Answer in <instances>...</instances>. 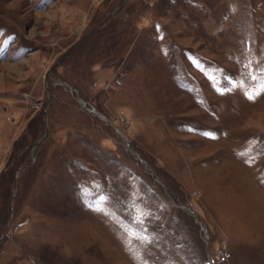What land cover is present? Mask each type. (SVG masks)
I'll list each match as a JSON object with an SVG mask.
<instances>
[{
    "label": "rangeland",
    "instance_id": "obj_1",
    "mask_svg": "<svg viewBox=\"0 0 264 264\" xmlns=\"http://www.w3.org/2000/svg\"><path fill=\"white\" fill-rule=\"evenodd\" d=\"M249 61L264 0H0V264H264Z\"/></svg>",
    "mask_w": 264,
    "mask_h": 264
},
{
    "label": "snow or ice",
    "instance_id": "obj_2",
    "mask_svg": "<svg viewBox=\"0 0 264 264\" xmlns=\"http://www.w3.org/2000/svg\"><path fill=\"white\" fill-rule=\"evenodd\" d=\"M250 65H251V61H249V64H248V65H245V66H244L245 68L248 69V72L246 73L247 78H248L249 80H253V81H256V80L259 79V81H260V88H259V91H256V92H255V95H253V92H252V91H245V95H246L249 99H255V96H258V95H260L261 92H264V67L258 69L257 74H253ZM242 75H244V73H242ZM240 83H242V81H241ZM231 84H232L233 86H235V85L237 84V81L233 78V79L231 80ZM226 90H227V91H231L232 88L229 87V88H227ZM242 155H243V154H242ZM103 199H105V198H104V197H101V200H103ZM145 215H147V213H143V212H140L139 210H137V215H136V217H135L136 222L139 223L140 225H143L144 221H143V219H141V217H143V216H145ZM141 231H143V229H141ZM129 234H130V235H134V236H136L137 238H141V239L144 238V237H142V236L140 235V232H136V233H132V232H130ZM138 259H139V257H138ZM143 264H147V261H143Z\"/></svg>",
    "mask_w": 264,
    "mask_h": 264
}]
</instances>
